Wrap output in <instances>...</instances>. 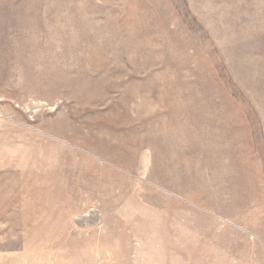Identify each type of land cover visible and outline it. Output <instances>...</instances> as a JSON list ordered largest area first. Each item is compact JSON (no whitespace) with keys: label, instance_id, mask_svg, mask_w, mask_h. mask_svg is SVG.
<instances>
[{"label":"rangeland","instance_id":"1","mask_svg":"<svg viewBox=\"0 0 264 264\" xmlns=\"http://www.w3.org/2000/svg\"><path fill=\"white\" fill-rule=\"evenodd\" d=\"M0 264H264V0H0Z\"/></svg>","mask_w":264,"mask_h":264}]
</instances>
